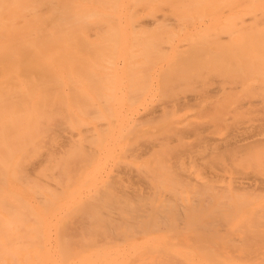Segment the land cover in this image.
Returning <instances> with one entry per match:
<instances>
[{
    "label": "bare ground",
    "instance_id": "1",
    "mask_svg": "<svg viewBox=\"0 0 264 264\" xmlns=\"http://www.w3.org/2000/svg\"><path fill=\"white\" fill-rule=\"evenodd\" d=\"M0 264H264V0H0Z\"/></svg>",
    "mask_w": 264,
    "mask_h": 264
}]
</instances>
